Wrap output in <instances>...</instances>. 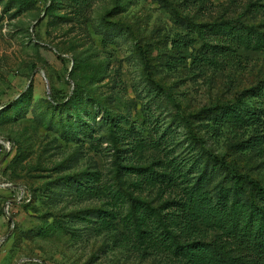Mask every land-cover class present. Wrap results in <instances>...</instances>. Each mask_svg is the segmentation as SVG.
I'll return each instance as SVG.
<instances>
[{
  "label": "rangeland",
  "instance_id": "rangeland-1",
  "mask_svg": "<svg viewBox=\"0 0 264 264\" xmlns=\"http://www.w3.org/2000/svg\"><path fill=\"white\" fill-rule=\"evenodd\" d=\"M228 33L247 42L228 44ZM140 49L173 98L147 78ZM263 82L264 0H0V264H180L168 245L135 233H157L143 231V217L155 225L153 209L167 212L185 182L152 187L137 173L172 158L191 179L206 144L229 164L207 161L206 195L230 187L231 167L264 184L252 125L213 130L197 115L237 100L263 108ZM104 108L119 124L117 145ZM140 137L159 144L138 150ZM18 186L28 201L15 199Z\"/></svg>",
  "mask_w": 264,
  "mask_h": 264
},
{
  "label": "trees",
  "instance_id": "trees-1",
  "mask_svg": "<svg viewBox=\"0 0 264 264\" xmlns=\"http://www.w3.org/2000/svg\"><path fill=\"white\" fill-rule=\"evenodd\" d=\"M109 24L122 25L116 21H109ZM224 36L228 44L237 45L247 42V36L244 37L242 34L228 33ZM172 41L176 42L175 39ZM174 45L179 50L180 43ZM140 52L147 78L169 98H173L174 96L152 76L148 58L143 50L140 49ZM197 58L208 60L209 57L207 52L203 51ZM256 87L262 91L264 82L262 86L258 84ZM253 90L249 89L247 92ZM260 111L263 112L264 107L259 109L250 107L246 101L237 100L236 103L215 104L208 109L203 108L197 115L211 120L213 130L226 121L235 122L240 126L252 125L255 133L250 137L255 142L264 143L263 133L260 132L264 129V118H261ZM103 115L109 140L111 144L117 145L121 141L119 133H116L119 124L114 121L112 113L107 108L103 109ZM189 117L191 115L181 116L188 132L192 134ZM84 123V130L90 132V124L87 121ZM191 137L195 138L194 135ZM146 144L158 146L159 143L155 139L146 141L140 137L132 146L141 150ZM204 145L206 150L195 162L197 169L191 179L184 176L185 170L180 167V161L172 158L160 163L157 169L150 167H144L142 171L138 169L137 174L141 183L153 187L156 184L176 185L178 182H185L183 187L186 191L181 200L173 201V206L170 205L167 212H162L158 208L153 209L158 219L155 225L152 223L153 214L150 212L152 215H145V210L143 212L145 216L142 217L150 227L144 230L139 228L138 231L148 230L157 233H135V236L154 237L158 239V244L168 245L169 253L176 256L180 264H264V184L258 178L243 175L235 167H231L236 173L230 175L233 180L230 187L222 185L214 195H206L204 186L209 182L212 174L207 168V161L211 158L223 167H229V164L223 157L215 155L206 144ZM116 149L115 155L120 158L119 148ZM117 166L120 168L121 164L118 163ZM119 168H116V172L121 174ZM90 191L91 194H97L100 189L91 188ZM98 221L103 227L114 226L113 221L105 214H98Z\"/></svg>",
  "mask_w": 264,
  "mask_h": 264
},
{
  "label": "built area",
  "instance_id": "built-area-1",
  "mask_svg": "<svg viewBox=\"0 0 264 264\" xmlns=\"http://www.w3.org/2000/svg\"><path fill=\"white\" fill-rule=\"evenodd\" d=\"M24 192L25 191H24V188L22 186L16 187V197H15V199H17V200L23 199L24 196H25ZM24 200L28 201L29 198L28 197L24 198ZM46 264H51V263L47 262Z\"/></svg>",
  "mask_w": 264,
  "mask_h": 264
}]
</instances>
